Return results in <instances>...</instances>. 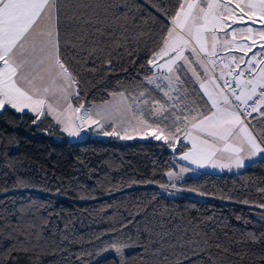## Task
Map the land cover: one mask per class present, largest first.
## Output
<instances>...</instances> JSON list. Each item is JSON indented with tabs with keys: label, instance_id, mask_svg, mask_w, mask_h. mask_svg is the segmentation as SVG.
I'll return each instance as SVG.
<instances>
[{
	"label": "trees",
	"instance_id": "trees-1",
	"mask_svg": "<svg viewBox=\"0 0 264 264\" xmlns=\"http://www.w3.org/2000/svg\"><path fill=\"white\" fill-rule=\"evenodd\" d=\"M114 2L128 16L127 39L100 54L95 73H82L77 107L144 86L151 72L140 65L182 0ZM185 85L206 101L193 79ZM34 119L0 111V264H142V255L143 264H161L150 255L156 248L167 249L173 264L177 258L180 264H264V156L236 172L188 175L170 195L162 185L178 162L162 141L111 136L73 143L50 116ZM251 123L264 135V120ZM188 147L180 142L177 150ZM113 244L132 249L95 259ZM173 244L183 247L173 250Z\"/></svg>",
	"mask_w": 264,
	"mask_h": 264
},
{
	"label": "snow or ice",
	"instance_id": "snow-or-ice-1",
	"mask_svg": "<svg viewBox=\"0 0 264 264\" xmlns=\"http://www.w3.org/2000/svg\"><path fill=\"white\" fill-rule=\"evenodd\" d=\"M117 8L119 3L114 0H0V110H27L35 114L33 123L53 116L71 136L79 135L74 127L77 119L81 126L89 123L103 128L107 123L111 131L103 134L121 139L133 138L128 135L131 128L143 133L142 138L162 141L173 150L183 131L191 148L181 159L198 167L205 163L215 167L224 158L243 167L245 157L264 155V135L258 139L248 119L264 120V0H182L170 17L166 35L140 65L151 72L144 76V86L135 95L123 90L109 93L112 100L94 114L88 108L77 115L84 105L73 107L71 101L81 95L82 73H95L100 54L110 46L123 47L121 40L127 39L123 34L129 19ZM241 24L245 27H234ZM219 32L232 39L221 42ZM221 43L243 54L230 56L227 63L221 58L217 76V62L212 58ZM103 63L110 66L112 60ZM241 64L247 67L241 69ZM245 73L250 78L242 81ZM226 75L233 77L234 87ZM186 79L198 82L203 94L200 100L207 97L211 105L208 114L200 110L197 99H189ZM156 93L162 94L159 99ZM181 171L190 169L182 167ZM259 207L264 208V203ZM129 246L111 247L123 257L122 249ZM178 246L183 247L173 244L171 248ZM144 251L148 254L147 248ZM166 252L156 248L150 255L159 257L161 264H173ZM143 259L142 255V264ZM118 264L126 262L121 259ZM175 264H180L179 258Z\"/></svg>",
	"mask_w": 264,
	"mask_h": 264
},
{
	"label": "rangeland",
	"instance_id": "rangeland-1",
	"mask_svg": "<svg viewBox=\"0 0 264 264\" xmlns=\"http://www.w3.org/2000/svg\"><path fill=\"white\" fill-rule=\"evenodd\" d=\"M234 27H245V25H234ZM253 27H259V25H254ZM229 32L231 31L230 29L228 30ZM218 38L221 42H223L225 39L231 40L232 37L231 36H225L224 32H219L218 33ZM236 41L238 43H243V40L241 39V37L236 36ZM259 43V42H258ZM231 51H235V52H240L237 51L235 48H231V49H225L221 44H218L217 46V53H222L224 55H226V53H230ZM186 55H190V53L186 52ZM192 59H195L194 57H192ZM206 59V58H205ZM213 59V58H212ZM157 71V70H156ZM217 73V72H216ZM152 86L149 85V88H151ZM188 92L191 94L189 96V99L195 98V95L192 93V91H190L191 89H187ZM138 91V90H137ZM137 91L134 92H125L126 95L128 94H132L135 95ZM156 96H161L162 94L156 93ZM175 95V93H174ZM198 96V95H197ZM73 99L72 98V104L73 107H77L76 104L73 103ZM199 101V98H195ZM112 97L110 96L107 100L105 101H111ZM105 101L103 102H97V103H93L92 105L88 106V107H84L83 109H81V112L78 113L77 115L82 116L84 114V110L88 109V108H92L93 109V114L95 112V110H97L100 106H102ZM199 105H200V110L203 111L205 114L209 113V109L211 107L210 102H205V101H199ZM1 111V110H0ZM25 112H28L27 110H25ZM31 114H34L32 112H28ZM187 114V113H185ZM35 115V114H34ZM52 119L54 120V122H56V119L51 116ZM170 122V121H169ZM57 123V122H56ZM58 124V123H57ZM82 122L80 120H75L74 121V127H76V129L79 132V135L76 136H71L68 134V132L64 131V126L61 124H58V126L60 127V129L62 130V132H64L68 139L73 142V143H80L83 141H87V140H94V139H108L111 136H105L103 133L105 131H111V127L109 124H105L103 128H99L96 127L95 125L89 124V123H84L81 126ZM181 127L183 128V124H181ZM250 130L257 135L258 139L260 138L258 135V132L255 128L252 127V123L250 125ZM121 135H124V133L122 132ZM128 135L132 136L133 138L131 139H122V140H135V139H142V140H148V139H152L151 137H146V138H142L143 137V133H138V132H134L131 128H129L128 130ZM180 136V140L176 143L175 145V149L176 151L173 150L175 157L177 159V164H175V168L170 170L169 172H172L174 175L169 178L167 175V179L169 184L166 187H162L163 191L173 195L176 194L179 190L175 187V183L181 179H183L184 177L188 176V175H192L195 176L199 171H207V172H211V173H222V172H236L239 170H242L243 168H245L249 163L258 160L260 158H262L264 155H258L256 157H252L251 159H248L247 157H245L244 159V166L243 167H237L235 162H229V160L227 158L224 159H220L217 161V166L213 167L211 163H205V165L203 167H198L196 164H191L189 161H185L183 159H181V157L183 156L184 152L187 151L188 149L191 148V143L189 140H186L184 138V132L182 131L181 133H179ZM154 140V139H153ZM180 142H184L185 144L189 145V147L186 150H177L178 145L180 144ZM222 165H229L227 167H223ZM188 168L190 169V171H185L182 172L181 168ZM168 172V173H169ZM132 249V247H126L123 248V254L129 252ZM109 255H113V256H120L117 253H115L114 250H112V248H108L107 250H104L103 252H101L98 256H96L95 259H100Z\"/></svg>",
	"mask_w": 264,
	"mask_h": 264
},
{
	"label": "crops",
	"instance_id": "crops-1",
	"mask_svg": "<svg viewBox=\"0 0 264 264\" xmlns=\"http://www.w3.org/2000/svg\"><path fill=\"white\" fill-rule=\"evenodd\" d=\"M259 42V41H258ZM255 50H257V49H254V51ZM243 53L242 52H235V51H231L230 53H226V55H224V54H222L221 52L220 53H217V55L215 56V57H213V59H215L216 60V62H217V69H216V72L217 73H215L217 76H219V66L221 65V58H223V61L225 62V63H227L228 62V58L230 57V56H236L237 58L240 56V55H242ZM252 55V53H249V55H248V57H245V60H247L250 56ZM216 57L218 58V59H216ZM207 59V58H206ZM233 67H234V65H233ZM247 67V65L246 64H241L240 65V68L241 69H243V68H246ZM198 71H202L201 69H199L198 68ZM227 77H230V76H225V78H227ZM232 79H233V77H231ZM250 78V77H249ZM244 79H248V78H244V77H241V80L243 81ZM193 82L196 84V88L199 90V92H200V95L202 96L203 94H202V90H200L199 89V84H198V82H195L194 80H193ZM218 83H219V81H218ZM185 87L187 88V89H189V87L188 86H186L185 85ZM157 98L159 99L160 97L159 96H157ZM206 101L205 102H207V97H203ZM257 115V114H256ZM51 117V116H50ZM52 118V117H51ZM252 127H253V125H252Z\"/></svg>",
	"mask_w": 264,
	"mask_h": 264
},
{
	"label": "built area",
	"instance_id": "built-area-1",
	"mask_svg": "<svg viewBox=\"0 0 264 264\" xmlns=\"http://www.w3.org/2000/svg\"><path fill=\"white\" fill-rule=\"evenodd\" d=\"M216 59H218L217 57H216ZM250 77V74L249 73H245V76H244V78H249ZM226 79H229L230 81H233V84H232V86L234 87L235 86V82H234V80L231 78V77H227ZM219 83H223V81H219ZM227 91V90H226ZM239 89H237V92L239 93ZM254 114V113H253ZM249 120H251V117H249L248 118Z\"/></svg>",
	"mask_w": 264,
	"mask_h": 264
},
{
	"label": "water",
	"instance_id": "water-1",
	"mask_svg": "<svg viewBox=\"0 0 264 264\" xmlns=\"http://www.w3.org/2000/svg\"><path fill=\"white\" fill-rule=\"evenodd\" d=\"M174 151H176V149Z\"/></svg>",
	"mask_w": 264,
	"mask_h": 264
}]
</instances>
